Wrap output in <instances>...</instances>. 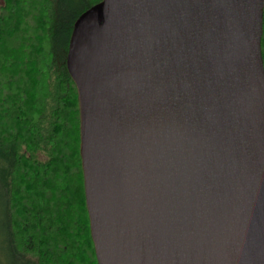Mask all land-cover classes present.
<instances>
[{"label": "water", "instance_id": "95a60500", "mask_svg": "<svg viewBox=\"0 0 264 264\" xmlns=\"http://www.w3.org/2000/svg\"><path fill=\"white\" fill-rule=\"evenodd\" d=\"M264 0H102L67 69L97 264H264Z\"/></svg>", "mask_w": 264, "mask_h": 264}, {"label": "trees", "instance_id": "16d2710c", "mask_svg": "<svg viewBox=\"0 0 264 264\" xmlns=\"http://www.w3.org/2000/svg\"><path fill=\"white\" fill-rule=\"evenodd\" d=\"M101 1L0 0V264H97L66 61Z\"/></svg>", "mask_w": 264, "mask_h": 264}, {"label": "rangeland", "instance_id": "374dc122", "mask_svg": "<svg viewBox=\"0 0 264 264\" xmlns=\"http://www.w3.org/2000/svg\"><path fill=\"white\" fill-rule=\"evenodd\" d=\"M2 256H3V261L7 260V256H5L2 252H1Z\"/></svg>", "mask_w": 264, "mask_h": 264}]
</instances>
